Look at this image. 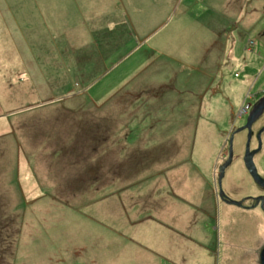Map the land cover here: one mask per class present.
<instances>
[{
  "label": "rangeland",
  "instance_id": "1",
  "mask_svg": "<svg viewBox=\"0 0 264 264\" xmlns=\"http://www.w3.org/2000/svg\"><path fill=\"white\" fill-rule=\"evenodd\" d=\"M108 1L115 28L98 7L96 24L85 11L77 14V0H0V83L14 87L1 112L11 125L5 119L0 130V264H30L36 250L73 253L66 239L98 211L104 217L116 191L153 185L159 169L191 165L192 156L194 166L214 165L223 201L218 174L227 139L237 133L233 142L244 143L237 129L264 96V0H228L214 16L220 29L198 24L184 0H126L129 15L120 0ZM16 10L67 16H46L43 27L35 17L21 32L11 22ZM15 39L25 46L11 45ZM255 164L264 175V153ZM234 166L221 187L252 208V195H242L254 193L255 182L241 157ZM238 262L228 256L224 264Z\"/></svg>",
  "mask_w": 264,
  "mask_h": 264
},
{
  "label": "crops",
  "instance_id": "2",
  "mask_svg": "<svg viewBox=\"0 0 264 264\" xmlns=\"http://www.w3.org/2000/svg\"><path fill=\"white\" fill-rule=\"evenodd\" d=\"M184 1L188 2L186 3L188 6L184 8L188 10L186 14L193 12L190 9H196L194 16L200 17V20L197 19L198 24L208 25L212 21L219 29L225 26L223 22H216L214 16L225 13L228 0ZM120 2L122 9L126 11L123 14L129 15V12H132L130 3L126 0ZM197 2H200V5H197ZM112 4L108 0H77V14L85 11V16L90 15L96 24L99 16L96 10L98 7L102 11L101 17L109 18L107 20H111L110 23L115 28L117 24L113 21V11L110 12ZM256 6L257 3L253 5ZM152 9L161 10L158 7ZM44 13L33 11L32 14H24L16 10L11 15L13 19L11 22L16 28L21 25V32H24V25L32 23L35 17L39 18L36 24H42L46 16L66 15L65 11L55 14ZM229 16H232V13ZM240 24L245 26L247 22L242 21ZM28 28L27 26L25 33ZM213 37L210 39L212 44ZM12 44L17 48L25 46L17 39ZM219 48H223V45ZM19 80L24 81L25 78L21 77ZM13 88L11 85L3 86L0 83V130L7 127L8 122L11 125V118L1 115V112L6 106L11 105L8 97ZM27 90L31 91L26 88L19 90L17 94ZM5 119H8V122ZM178 157L179 154H174L167 159L173 161ZM188 165V160L176 165L167 164L159 170L155 169L158 171L153 175V185L116 191L114 196L108 199L110 208L104 217H101L98 211L97 218L85 219L80 223L75 238L66 239L68 246L73 245L71 248L75 249L73 253L60 254L49 250H36L28 253V263L224 264L228 256H234L239 261L237 264H260V250L264 246V239L258 238V232L263 229L264 222L259 223L256 215L263 216L262 211L259 208L238 207L221 201L215 187L214 165L194 166L193 156L189 165L191 169L187 170ZM182 169L187 172L182 173ZM180 179L183 180L181 185L178 184ZM249 194L251 192L245 193L242 197ZM130 196H136V199L128 200ZM111 208L112 212L109 211ZM236 213H240L242 218L239 229L235 227L238 216ZM84 226L88 227L84 229ZM87 232L92 233L93 240L89 238ZM61 239H56L57 247L53 248L59 247ZM89 240H91L89 245L81 244L82 241Z\"/></svg>",
  "mask_w": 264,
  "mask_h": 264
},
{
  "label": "water",
  "instance_id": "3",
  "mask_svg": "<svg viewBox=\"0 0 264 264\" xmlns=\"http://www.w3.org/2000/svg\"><path fill=\"white\" fill-rule=\"evenodd\" d=\"M263 112H264V96L262 98H260L253 105L252 109L250 110V112L247 116L246 124L244 126L240 127L239 129H237V132H241L244 129L248 130V139H247L246 149H245V153L243 155L242 163H243L244 167L246 168L248 174L250 175L251 179L256 184H258L264 188V177L261 176L260 173H258L257 166L254 162V155L256 154V152H258V150H250V139L252 136L251 126L263 114ZM262 131H264V127H263V129H261V132ZM233 135H234V133L231 134V138L229 141V143H230V146H229L230 156H229L228 160H226L219 167V174H218L219 196L226 203L237 205V206H242L244 201H245V198H242L241 200L231 199L230 197H228V195L223 191V189L221 187L222 180L225 176V170L231 162L232 147H233ZM250 199H253L255 201L250 207L255 208L257 206H260V208L262 209V212L264 213V196H251ZM260 261H261V264H264V248L260 252Z\"/></svg>",
  "mask_w": 264,
  "mask_h": 264
},
{
  "label": "flooded vegetation",
  "instance_id": "4",
  "mask_svg": "<svg viewBox=\"0 0 264 264\" xmlns=\"http://www.w3.org/2000/svg\"><path fill=\"white\" fill-rule=\"evenodd\" d=\"M264 116V112L263 114L252 124L251 128H252V136H251V139H250V150H258V152H256V154L254 155V162H255V159L259 158L260 156H262V154L264 153V131L261 132V129H263L264 127V123L262 124H258V121L261 120V118ZM246 124V121L239 125V127H242L243 125ZM258 124V125H257ZM237 127H235L233 130L231 131H235ZM243 136L245 137L246 135V139L244 141V143H234L233 142V147H232V156H231V162L229 164V166L226 168L225 170V176H228V173L230 169H233L235 168V163L237 162V160L241 157V160L243 161V155L245 153V149H246V143H247V139H248V130L247 129H244L241 131ZM240 132V133H241ZM230 134V133H229ZM237 137V133H235L233 135V141H235ZM231 138V136H230ZM230 138L227 139L228 141V148H227V152L224 154L223 156V159H222V162L221 164H223L226 160H228L229 156H230V152H229V146H230ZM238 147H241L242 148V152L241 154L239 155L238 152H237V148ZM240 156V157H239ZM220 164V165H221ZM234 166V167H233ZM261 174V173H260ZM263 177L264 175L261 174ZM224 176V177H225ZM248 177H250V175L248 174ZM251 178V177H250ZM249 178V179H250ZM252 180V179H251ZM253 181V180H252ZM254 182V181H253ZM256 190L254 193H251L252 196H264V188L258 184H256ZM247 197V196H246ZM247 203L250 205V204H253L254 201L253 200H248ZM247 205V206H249ZM259 207V206H257ZM263 213V212H262ZM263 216H264V213H263Z\"/></svg>",
  "mask_w": 264,
  "mask_h": 264
},
{
  "label": "trees",
  "instance_id": "5",
  "mask_svg": "<svg viewBox=\"0 0 264 264\" xmlns=\"http://www.w3.org/2000/svg\"><path fill=\"white\" fill-rule=\"evenodd\" d=\"M87 54H88L87 52H84L83 54L80 53L81 56L78 55L79 56L78 61H80L81 59H85L87 57ZM78 63L81 64V62H78Z\"/></svg>",
  "mask_w": 264,
  "mask_h": 264
},
{
  "label": "built area",
  "instance_id": "6",
  "mask_svg": "<svg viewBox=\"0 0 264 264\" xmlns=\"http://www.w3.org/2000/svg\"><path fill=\"white\" fill-rule=\"evenodd\" d=\"M249 107V104H246L245 108H248Z\"/></svg>",
  "mask_w": 264,
  "mask_h": 264
},
{
  "label": "bare ground",
  "instance_id": "7",
  "mask_svg": "<svg viewBox=\"0 0 264 264\" xmlns=\"http://www.w3.org/2000/svg\"><path fill=\"white\" fill-rule=\"evenodd\" d=\"M250 107V106H249ZM242 115V114H241Z\"/></svg>",
  "mask_w": 264,
  "mask_h": 264
}]
</instances>
